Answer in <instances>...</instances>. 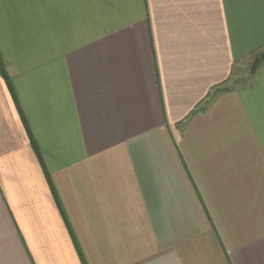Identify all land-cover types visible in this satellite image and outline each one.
I'll list each match as a JSON object with an SVG mask.
<instances>
[{
    "label": "crops",
    "instance_id": "crops-1",
    "mask_svg": "<svg viewBox=\"0 0 264 264\" xmlns=\"http://www.w3.org/2000/svg\"><path fill=\"white\" fill-rule=\"evenodd\" d=\"M261 52L264 0H0V264H264V62L190 117Z\"/></svg>",
    "mask_w": 264,
    "mask_h": 264
},
{
    "label": "trees",
    "instance_id": "trees-1",
    "mask_svg": "<svg viewBox=\"0 0 264 264\" xmlns=\"http://www.w3.org/2000/svg\"><path fill=\"white\" fill-rule=\"evenodd\" d=\"M0 71H1L2 75L4 76L5 80L7 81L9 87L12 88L10 79H9L7 73H6V70H5V67H4V63L2 62V60H0ZM254 76H255V74H252L243 83L237 84V85H233V86H231V85L228 84L230 78H232V76H230V78L228 80H226L225 82H223L222 84H220V86H216L215 88H213L210 91V93L208 94V96L206 98V101L204 102V105H202V107H200V108H196L195 110H193L191 112V114H190V117H192L193 115L197 114L199 111H204L206 109L207 105L210 102H212L216 98L217 95L222 94L224 92H228V91H230L232 89H235V88H238V87H248V86H251L254 83ZM30 135H31V133H30ZM31 139H32V145H33V147L36 148L37 145L35 143V140L32 138V136H31ZM46 175L48 177V181H49L50 185H53V182L51 180V177L47 174V172H46ZM72 233H73V231H72ZM78 251L80 252V257H81L83 263L86 264L85 263V259L83 257V254H82L81 250L79 249Z\"/></svg>",
    "mask_w": 264,
    "mask_h": 264
},
{
    "label": "rangeland",
    "instance_id": "rangeland-1",
    "mask_svg": "<svg viewBox=\"0 0 264 264\" xmlns=\"http://www.w3.org/2000/svg\"><path fill=\"white\" fill-rule=\"evenodd\" d=\"M253 60H254L253 58H249L239 63L236 66L234 74L232 75V78H230L228 84L233 86V85L241 84L245 80H247L250 77V75L253 74L251 73V65Z\"/></svg>",
    "mask_w": 264,
    "mask_h": 264
},
{
    "label": "water",
    "instance_id": "water-1",
    "mask_svg": "<svg viewBox=\"0 0 264 264\" xmlns=\"http://www.w3.org/2000/svg\"><path fill=\"white\" fill-rule=\"evenodd\" d=\"M264 62V52L259 53L253 60L251 65V73L255 74Z\"/></svg>",
    "mask_w": 264,
    "mask_h": 264
}]
</instances>
